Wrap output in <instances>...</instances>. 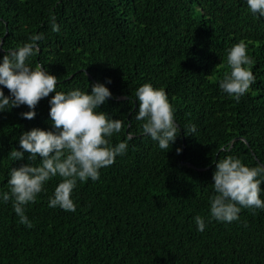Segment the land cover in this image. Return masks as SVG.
<instances>
[{"label": "trees", "instance_id": "16d2710c", "mask_svg": "<svg viewBox=\"0 0 264 264\" xmlns=\"http://www.w3.org/2000/svg\"><path fill=\"white\" fill-rule=\"evenodd\" d=\"M37 33L44 38L29 63L56 75L57 91L106 83L113 97L101 110L123 122L112 143L132 139L97 181H78L75 211L48 206L60 177L27 206L31 228L11 201L0 202V264H264V210L243 208L231 223L209 215L218 159L264 165V17L244 0H0V58ZM241 39L256 81L237 102L218 81L228 70L227 49ZM144 83L164 88L175 108L181 130L169 150L143 135L135 119V91ZM54 94L38 102L31 120L20 115L26 105L0 112V191H8L12 167L40 163L27 153L14 161L10 151L22 132L52 128ZM190 124L193 135L185 133ZM235 137L246 141L230 145Z\"/></svg>", "mask_w": 264, "mask_h": 264}, {"label": "clouds", "instance_id": "9594fccd", "mask_svg": "<svg viewBox=\"0 0 264 264\" xmlns=\"http://www.w3.org/2000/svg\"><path fill=\"white\" fill-rule=\"evenodd\" d=\"M244 2L253 16L264 17V0ZM52 24L58 30L55 17H52ZM43 38L42 33L33 34L28 42L6 50L0 58V112L26 105L29 110L20 115L31 120L36 115L38 102L55 93L49 99L52 128L33 127L22 132L19 148L14 147L10 151L14 161L25 159L27 153L28 161L39 159L40 163L12 167L7 178L8 191H0V202L6 204L11 201L20 223L28 228L33 227V223L26 215L27 206L37 202L39 194L47 191L45 185L50 180L61 178L48 197V206L75 211L72 194L78 181H97L102 168L111 166L118 155L126 154L128 141L132 139L129 135L112 143L113 136L122 131L123 122L101 110V106L113 97L106 83H91V91L80 88L57 91L58 77L42 64L33 66L29 63ZM226 62L228 70L219 79V88L239 102L256 81L251 70L255 61L248 54L245 40L241 39L227 49ZM108 83H111L110 79ZM5 88L8 89L7 95ZM135 99L139 101L135 119L142 122L143 135L157 142L160 149L169 150L180 135V128L167 92L164 88L144 83L136 89ZM184 129L185 133L193 135L196 125L190 124ZM182 150V147L176 148L178 154ZM212 180L213 194L209 197L211 218L231 223L240 219L243 208L264 210V199L260 195L264 191L261 188L264 165L252 167L240 158L228 155L215 162ZM194 220L197 230L203 232L206 227L204 217L197 215Z\"/></svg>", "mask_w": 264, "mask_h": 264}, {"label": "water", "instance_id": "95a60500", "mask_svg": "<svg viewBox=\"0 0 264 264\" xmlns=\"http://www.w3.org/2000/svg\"><path fill=\"white\" fill-rule=\"evenodd\" d=\"M1 44H2V41H0V47H1ZM0 50H2V49L0 48ZM178 126H179V124H178ZM179 128H180V130H181V127H180V126H179ZM238 138H240V139L246 141L243 137H235L234 139H232V140L230 141V145H232L233 140H237ZM223 148H224V147H221L220 150H222ZM181 163H184V161L181 160ZM186 164H187V166L196 169V167H195L193 164H191L190 162H186ZM261 165H263V164H261ZM197 169H201V168H197Z\"/></svg>", "mask_w": 264, "mask_h": 264}]
</instances>
